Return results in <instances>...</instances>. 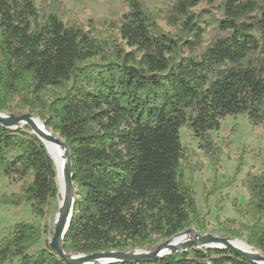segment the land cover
I'll return each mask as SVG.
<instances>
[{
  "label": "trees",
  "instance_id": "obj_1",
  "mask_svg": "<svg viewBox=\"0 0 264 264\" xmlns=\"http://www.w3.org/2000/svg\"><path fill=\"white\" fill-rule=\"evenodd\" d=\"M125 2L118 20L89 21L85 31L64 22V0H41L39 7L36 0H0V111L19 97L69 149L75 201L63 245L70 254L140 248L153 236L204 230L184 178L180 129L190 131L216 170L229 144L218 146L210 133L222 121L264 123V0H176L153 11L141 0ZM202 2L212 11L194 12ZM160 16L177 29L174 35L161 32ZM99 23L116 31L113 45L94 35ZM48 89L55 90L50 101ZM0 175L24 182L0 205L29 204L33 216H45L58 189L53 162L35 135L0 126ZM242 186L248 202L234 209L251 222L246 244L264 254V172L247 174ZM44 233L16 224L0 241V264H66L49 247L28 253ZM114 264L256 263L229 250L191 248Z\"/></svg>",
  "mask_w": 264,
  "mask_h": 264
},
{
  "label": "rangeland",
  "instance_id": "obj_2",
  "mask_svg": "<svg viewBox=\"0 0 264 264\" xmlns=\"http://www.w3.org/2000/svg\"><path fill=\"white\" fill-rule=\"evenodd\" d=\"M40 1L36 0L38 7ZM141 1L147 10L153 11L164 10L176 0ZM64 2L66 9L69 11L64 18V22L73 21L84 27L85 31L88 30L89 21H116L128 10L125 0H64ZM206 9L212 11L211 7L202 2L193 11L200 12ZM156 24L164 34L174 35L177 31V29L166 24L163 16L156 20ZM93 33L101 42L110 45H113L115 40L118 39L116 31H113L107 24H96ZM205 38H208V35ZM119 43L118 40L117 44ZM54 92L55 90L48 89L44 99L50 101ZM0 113L14 116L29 114L40 119L37 114L32 113L21 104L19 97H14L7 104L6 109L0 111ZM41 122L44 123L43 120ZM22 130L31 132L28 127L22 128ZM210 135L218 146H222L224 142L229 144L227 148H223L219 167L216 170L211 168L203 154L197 149V144L192 140L190 131L186 128L180 129V140L182 147L185 149L186 157L184 178L186 183L192 187L198 214L205 225L204 230H197L194 226L189 228L200 235L243 240L246 243V227L251 226V222L248 218L238 216L234 206L245 208L248 202V194L242 186L247 174L264 172V123L252 127L244 117H227L221 122L220 129L217 132H211ZM199 164H203V169L190 174V167ZM30 181L31 177L27 180V183ZM23 187L24 182H15L0 175V197L19 194ZM56 198L49 200L45 208V216L39 218L33 216L29 204H23L20 207L0 205V241L13 231L16 224L31 223L44 229L45 233L42 234L38 243L28 253L34 254L37 251L48 249L49 236L54 228L53 218L56 213L54 201H56ZM235 232L239 233V237L232 234ZM191 235L194 237L193 233ZM167 240L153 236L149 244L126 250L152 251ZM5 264H19V260L13 259Z\"/></svg>",
  "mask_w": 264,
  "mask_h": 264
},
{
  "label": "water",
  "instance_id": "obj_3",
  "mask_svg": "<svg viewBox=\"0 0 264 264\" xmlns=\"http://www.w3.org/2000/svg\"><path fill=\"white\" fill-rule=\"evenodd\" d=\"M32 116L29 114H25L22 116H14L12 114H8L5 117H0V126L5 129L10 130H22L20 127L21 124H25L26 127L30 129V134L35 135L44 145L48 155L50 156L53 165L54 161L47 150L45 145L44 139L48 140L55 145L63 148L65 157H66V167L64 170V188L68 198V205L66 206L63 214L54 224L53 228V235L51 240L49 241V248L58 256L59 259L64 261L66 264H114V263H141V262H149L152 260L160 259L164 256L172 255V254H179L183 252H187L189 249H200L205 247H199L197 245L198 240L201 242L203 246H211L214 244L221 245V248H208L207 249H215L220 251H231L237 255H240L247 260L254 262L256 264H264V254L262 256H248L247 254L243 253L242 251L233 248L230 245V238H221L215 237L212 235H200L196 233L193 229H186L183 232H180L170 239H168L165 243L160 244L157 246L155 250L148 251L142 254L132 252L133 250H122V251H108V252H99L94 254H70L64 251L63 240L64 236L69 228L70 220L72 217L73 206L75 201V187L72 181V172H71V161H70V152L65 144L64 140H62L58 135L52 132V135H46L43 138H40L36 133L39 128L33 122ZM45 125V124H44ZM47 128V127H46ZM193 233L195 236V240L188 241L185 245V249L181 252L174 249V247L169 245V242L172 238L180 235L181 233ZM171 249L170 253L165 255H161L163 249L168 248ZM99 260H105L103 263H99Z\"/></svg>",
  "mask_w": 264,
  "mask_h": 264
},
{
  "label": "bare ground",
  "instance_id": "obj_4",
  "mask_svg": "<svg viewBox=\"0 0 264 264\" xmlns=\"http://www.w3.org/2000/svg\"><path fill=\"white\" fill-rule=\"evenodd\" d=\"M7 116L6 114L0 113V117H5ZM33 122L38 126L39 130L36 132L40 138H43L46 135H52V131H50L48 128L45 127L44 123L41 122L40 119L33 117L32 118ZM21 128H25V124L20 125ZM222 127V126H221ZM29 131V130H28ZM44 139V138H43ZM45 145L47 147V150L49 151L53 161H54V168L56 171V176H55V181H56V186L58 189V194L55 202V210L56 213L54 215V224L57 222V220L61 217L63 214L66 206L68 205V198L67 194L65 192L64 188V170L66 167V157L63 151V148L55 145L54 143L45 140ZM190 234V235H189ZM53 235V232L50 233L49 236V241L51 240ZM194 235V234H193ZM195 240V236L192 237L191 233H181L180 235L172 238L169 242V245L174 247V249L178 250L181 252L183 249H185V245L188 241ZM230 245L233 248H236L243 253L247 254L248 256H262L257 250L253 249L249 245H247L243 240H237V239H232L230 240ZM197 245L199 247H205L207 248L208 246H203L201 242L198 240ZM221 245L214 244L209 246L208 248H221ZM132 252H136L139 254L148 252L147 250H133ZM171 249L165 248L162 250L161 255H165L167 253H170ZM105 260H99V263H103Z\"/></svg>",
  "mask_w": 264,
  "mask_h": 264
}]
</instances>
